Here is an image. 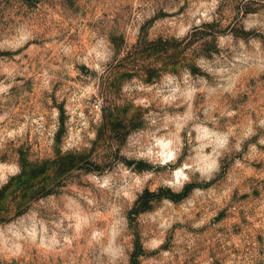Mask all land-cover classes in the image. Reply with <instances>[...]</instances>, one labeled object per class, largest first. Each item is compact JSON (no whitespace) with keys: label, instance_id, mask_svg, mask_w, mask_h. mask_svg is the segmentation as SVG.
Segmentation results:
<instances>
[{"label":"rangeland","instance_id":"rangeland-1","mask_svg":"<svg viewBox=\"0 0 264 264\" xmlns=\"http://www.w3.org/2000/svg\"><path fill=\"white\" fill-rule=\"evenodd\" d=\"M147 2L0 0V40L11 38L18 24L29 26L33 33L29 44L15 53H25L23 62L14 60L11 52L0 51V81L13 84L10 97L0 102V116H5L0 121V134L11 132L18 136L15 145L8 142L0 149V166L7 168L17 164L22 169L20 175L0 188V224L12 222L33 203L39 206L46 195L50 199L58 196L61 188L70 184L83 187L79 173L101 171L89 163L93 157L107 160L112 143L122 142L121 132L129 126L145 128L142 117L147 109L121 99L122 82L131 81L135 76L145 85H154L160 80L161 71L178 72L184 67L197 75L199 70L195 68L194 60L209 49L215 50L219 23L229 19L235 21L240 11L235 0H221L215 10L219 21L203 24L205 31L193 29L184 41H177L173 35H168L172 29H157L153 32L154 43L146 44L148 30L158 20L175 17V23L180 24L182 16L202 11V0H183L182 4L181 0H163V6L180 5L178 11L168 14L161 7L139 27V36L129 34L125 39L122 34L115 38L116 32L129 25L133 5ZM155 4L159 5L160 0H155ZM255 10L246 7L245 14ZM232 13L235 15H230ZM92 33L103 34L116 49L117 56L123 53V59L111 66L107 78H101L99 82H96L95 74L75 63L68 75L69 59L60 52L61 45H69L79 53L93 43ZM165 35H168L167 40ZM102 46V43L98 45ZM30 48L32 51L28 54ZM10 63L26 68L25 74L17 75L14 81L7 80L3 66ZM46 78H50L51 93L43 87ZM57 92L63 96L59 103L55 96ZM113 97L121 100L124 106L113 108ZM151 99L150 96L145 98L146 102ZM201 102L197 101V107ZM218 103L221 109L235 110L237 115L231 119L220 118L214 130L233 129L235 135L230 143L239 142L240 150L233 147L221 156L220 171L210 184H187L181 195H175L170 189L149 181L143 187V195L136 193L131 204L135 211L131 215L139 219L135 225H129L124 237L127 247L132 249L128 253V264H264V145L258 143L264 136V129L254 127L255 135L248 138L243 135L249 119L256 121L258 114L264 118V74L249 72L238 85L237 94L224 96ZM53 107L58 109L59 116L55 121L54 143L49 145L35 132L37 126L32 121L43 116L44 127L50 131ZM150 107L155 112L160 111L155 102ZM209 128L212 129V125ZM48 131H45V137ZM91 134L96 136L94 141L89 140ZM77 137L82 143H91V150L62 155L60 145L72 143ZM29 156L33 157V162H29ZM186 157L187 151H184L178 165ZM125 164L126 168L117 169V173L131 168V164ZM145 169L155 171L158 176L167 172L165 168L153 170L142 163L134 171L141 175ZM194 187L200 188L203 195L194 194ZM152 188H156L158 196L152 194ZM164 200L170 203L165 205ZM189 200L195 207L188 205ZM103 208L104 205L94 226L106 229L110 217ZM168 220L172 221L171 228L161 234L158 224ZM201 220L203 227L194 230L191 224ZM138 230L148 238L163 242L155 250L145 251L139 243ZM189 238L193 242L191 248L187 246ZM176 240L183 243L174 244ZM252 253L255 255L247 261L238 259ZM73 258L75 264H92L91 250L83 239L78 247L64 253H42L35 247H26L19 257L0 255V264H73Z\"/></svg>","mask_w":264,"mask_h":264},{"label":"clouds","instance_id":"clouds-1","mask_svg":"<svg viewBox=\"0 0 264 264\" xmlns=\"http://www.w3.org/2000/svg\"><path fill=\"white\" fill-rule=\"evenodd\" d=\"M235 2L240 5L239 17L235 21L229 19L219 23L215 34V50L209 49L194 60V66L199 70L197 75L194 76L191 69L184 67L178 72L161 71L160 80L154 85H145L135 76L131 81L122 82L121 99L130 101L135 107L147 109L142 117L145 128L129 126L121 132L124 140L112 143L107 160L93 157L89 163L96 165L101 171L79 173L83 187L70 184L61 188L58 196L50 199L46 195L39 202V206L33 203L12 222L0 224V255L19 257L26 247H35L42 253H64L73 250L74 246L78 247L83 239L91 250L92 264H128V253L132 249L127 247L124 237L129 225L138 222L139 218L131 215L135 211L131 204L137 192L143 195L144 185L155 181L158 187L181 195L187 184L206 185L216 178L221 167V156L230 152L233 147L236 151L240 150L239 142L235 145L230 143L235 135L233 129L214 130L220 118L231 119L237 115L235 110L221 109L218 100L224 96L234 97L242 78L249 72L264 74V0ZM220 3L221 0H202V11L198 10L197 14L189 13L187 17L182 16L180 24L175 23V17L158 20L149 28L144 42L154 43L153 32L157 29H172L168 35H173L177 41H184L193 29L205 31L203 24L219 21L215 10ZM161 7L165 13L171 14L177 12L180 5L163 6V0H160L159 5L155 4V0L133 5L129 25L116 32L115 38L122 34L125 39L129 34L139 36V27L155 16ZM246 7L256 10L245 14ZM233 30L244 35H235ZM168 35H165L166 40ZM32 39L33 33L29 26L18 24L11 38L0 40V51L11 52L14 60L23 62L25 53H15ZM90 39L93 43L79 53L69 45H61L60 52L69 59V64L66 65L68 75H71L72 63H75L85 68L88 73L95 74L96 82H99L101 78H107L111 66L123 59V53L117 56L116 49L103 34L92 33ZM101 43L103 46L98 47ZM31 51V48L28 49V54H31ZM25 71L26 68L21 69L16 64L3 66V73L10 81H14L17 75L23 76ZM45 76L47 77V73ZM49 79L44 80L43 87L51 93L53 88ZM12 86V83L0 81V102H5L10 97ZM55 96L58 103L63 100L60 92ZM149 96L152 99L146 102L145 98ZM113 100V108L124 106L121 100L115 97ZM198 100L202 102L197 107ZM152 102L156 103L160 111L151 109ZM58 116V109L53 107L50 113L53 120L50 131L44 127L43 116L32 121L37 126L35 132L42 140H47L49 145L54 143L55 121ZM4 119L5 116H0V121ZM209 125H212V129ZM254 127L264 129V118L259 114L256 121H247L243 132L245 138L255 135ZM45 131H48L47 137ZM17 139L18 136L11 132L0 134V149L8 142L15 145ZM95 139V134L89 136V140ZM258 143L264 145V136L260 137ZM91 148V143H82L77 137L72 143L61 144L60 152L62 155L69 152L76 154ZM184 151H187V157L178 165ZM28 160L33 162V157L29 156ZM125 162L131 164V168L117 173V169L126 168ZM141 163L151 166L153 170L165 168L167 172L164 176H158L155 171L145 169L141 175H136L134 169ZM21 172L22 169L17 164L7 168L0 166V188L5 187L11 178ZM127 177L131 179H126ZM192 191L197 196L203 195L200 188L194 187ZM151 192L153 195H159L156 188H152ZM163 203L168 205L170 201L164 200ZM187 203L195 207L192 200ZM102 205L104 212L110 217L106 229L94 226L95 220L101 214ZM203 223L202 220L197 221L192 223L191 227L199 230ZM171 224V220L159 223L161 234L171 228ZM137 235L145 251L155 250L163 242L146 237L143 231L138 230ZM180 243L183 241H174V244ZM187 246H193L191 238L188 239ZM254 255L252 253L238 259L247 261Z\"/></svg>","mask_w":264,"mask_h":264}]
</instances>
